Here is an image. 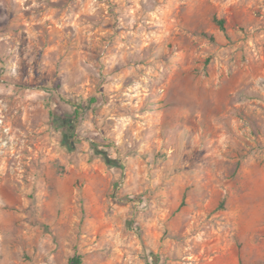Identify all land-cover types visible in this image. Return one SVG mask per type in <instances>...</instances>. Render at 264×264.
I'll return each mask as SVG.
<instances>
[{"label": "rangeland", "instance_id": "rangeland-1", "mask_svg": "<svg viewBox=\"0 0 264 264\" xmlns=\"http://www.w3.org/2000/svg\"><path fill=\"white\" fill-rule=\"evenodd\" d=\"M43 1L0 25V264H264V0Z\"/></svg>", "mask_w": 264, "mask_h": 264}, {"label": "crops", "instance_id": "crops-1", "mask_svg": "<svg viewBox=\"0 0 264 264\" xmlns=\"http://www.w3.org/2000/svg\"><path fill=\"white\" fill-rule=\"evenodd\" d=\"M15 10L18 11L16 14L13 13ZM48 20L55 21V11L46 1L16 0L13 5L12 0H0V25L7 28L5 38H12L17 34L14 26L25 27L24 32L31 34L34 24L44 26ZM242 44L243 53L249 61L244 64L242 71L235 74L239 88L233 94L238 101L243 98V103L237 101L236 106L238 109L243 106L244 119L248 116L247 120L261 123V135L264 137V18L260 21L259 33L244 36ZM235 112L240 114L239 110L232 113Z\"/></svg>", "mask_w": 264, "mask_h": 264}, {"label": "trees", "instance_id": "trees-1", "mask_svg": "<svg viewBox=\"0 0 264 264\" xmlns=\"http://www.w3.org/2000/svg\"><path fill=\"white\" fill-rule=\"evenodd\" d=\"M217 24H218V26L220 27L221 30H223V31L225 30V27H224V21L219 20V21H217ZM51 116H52V118L55 120V122H58V125H60V126H64V125H65V124H64L65 121H64V122H63V121L60 122L59 119H56V117L54 116L53 113H51ZM68 141H69V138H68V136L65 134V136H64V138H63V143H64L65 145H68V144H69ZM82 261H83V257L80 256V255H76V256L70 258V259L68 260L67 264H82Z\"/></svg>", "mask_w": 264, "mask_h": 264}]
</instances>
